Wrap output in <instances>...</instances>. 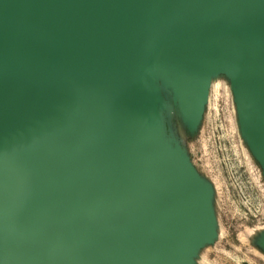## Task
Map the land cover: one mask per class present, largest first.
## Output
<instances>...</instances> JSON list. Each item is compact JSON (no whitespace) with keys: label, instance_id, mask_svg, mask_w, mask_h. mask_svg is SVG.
<instances>
[{"label":"water","instance_id":"water-1","mask_svg":"<svg viewBox=\"0 0 264 264\" xmlns=\"http://www.w3.org/2000/svg\"><path fill=\"white\" fill-rule=\"evenodd\" d=\"M158 53L190 103L227 69L264 153V0H0V264H185L206 192L161 145Z\"/></svg>","mask_w":264,"mask_h":264},{"label":"rangeland","instance_id":"rangeland-1","mask_svg":"<svg viewBox=\"0 0 264 264\" xmlns=\"http://www.w3.org/2000/svg\"><path fill=\"white\" fill-rule=\"evenodd\" d=\"M155 79L161 145L206 192L209 223L184 263L264 264V153L249 133L241 88L222 68L190 103L159 53Z\"/></svg>","mask_w":264,"mask_h":264},{"label":"bare ground","instance_id":"bare-ground-1","mask_svg":"<svg viewBox=\"0 0 264 264\" xmlns=\"http://www.w3.org/2000/svg\"><path fill=\"white\" fill-rule=\"evenodd\" d=\"M161 51H165L166 52V49L164 47H161ZM217 62H218V60L216 59L214 63H217ZM172 72H173L174 80L179 83L176 71L172 70Z\"/></svg>","mask_w":264,"mask_h":264}]
</instances>
